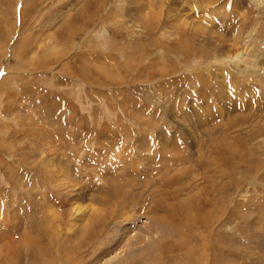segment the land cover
<instances>
[{
  "label": "rangeland",
  "instance_id": "374dc122",
  "mask_svg": "<svg viewBox=\"0 0 264 264\" xmlns=\"http://www.w3.org/2000/svg\"><path fill=\"white\" fill-rule=\"evenodd\" d=\"M179 205L264 264V0H0V264H186Z\"/></svg>",
  "mask_w": 264,
  "mask_h": 264
},
{
  "label": "bare ground",
  "instance_id": "6f19581e",
  "mask_svg": "<svg viewBox=\"0 0 264 264\" xmlns=\"http://www.w3.org/2000/svg\"><path fill=\"white\" fill-rule=\"evenodd\" d=\"M169 4H171L172 5V3H174L176 0H166ZM9 52H11L10 50H9ZM12 53V52H11ZM244 60V59H243ZM245 62V61H244ZM6 71L7 72H9L8 71V69H6ZM5 78V77H4ZM4 78L1 80V82L4 80ZM199 156V155H198ZM199 157H201V154H200V156ZM179 160V159H178ZM149 169V168H148ZM57 180V179H56ZM131 183V182H130ZM129 183V184H130ZM138 185V184H137ZM114 187V186H113ZM113 189V188H112ZM114 194H117V193H115L114 191H113V195ZM74 196H77L76 194L74 195ZM103 198V197H102ZM42 200V199H41ZM121 200V199H120ZM123 201V200H122ZM125 201V200H124ZM197 201V200H196ZM131 203H132V201H131ZM196 203L197 202H195V205H196ZM78 204V203H77ZM199 204V203H198ZM189 205V204H188ZM72 206V214H74L75 215V217H79V222H80V224H81V226H80V229H79V231L77 232V234H78V238L79 237H84L87 233H92L93 232V230L95 229V224L97 223V221L99 220V214H98V210L97 209H95V208H93V207H87V208H85V209H81V207H79V206H77V205H75V203H73V205H71ZM122 206V205H121ZM181 205H179L178 207H180ZM184 206V205H183ZM190 206V208H191V205H189ZM160 207V206H159ZM158 207V208H159ZM195 207V206H194ZM50 208V207H49ZM163 208V207H162ZM189 207H180L179 208V212L181 211V215H178V217L176 216V218H177V220H175V219H173L171 216L168 218L167 216H162V217H160L156 222L158 223V225L159 226H165V227H167L170 231H169V234H170V232L171 231H173L174 230V232L176 231V235H175V237H177L178 238V240H177V242L174 244V246H175V248H173V249H171L172 251H178V252H181V255H182V257L184 258V260H185V262H186V264H210V262L208 261V259H204L205 261L203 262L202 261V259H203V257H204V250H207L206 249V246L203 244V243H201V244H199V242L201 241V237H199V239H195V238H189L188 237V230L192 227L193 228V225L194 224H196V221L195 222H189V223H182V218L185 220V221H188V220H193V215L191 214L190 215V213L188 214L187 213V209H188ZM51 209V208H50ZM117 209V208H116ZM166 209V208H165ZM113 210V209H112ZM124 210V209H123ZM163 210V209H162ZM161 210V211H162ZM192 210H194V208H192ZM114 211V210H113ZM116 211V210H115ZM189 211H190V209H189ZM54 212V211H53ZM56 212V211H55ZM110 212V211H109ZM124 212V211H123ZM156 212H158L157 211V209H156ZM164 212V211H163ZM48 213V212H47ZM107 214H108V212H106ZM115 213V212H114ZM124 214H125V212H124ZM155 214H157V213H155ZM174 215H175V213H173ZM113 215V214H112ZM115 215V214H114ZM121 215H122V213H121ZM148 215V214H147ZM164 215H166V214H164ZM124 216V218L123 219H126V216L127 215H123ZM108 217H109V215H108ZM107 217V218H108ZM112 217H114V216H112ZM112 217H111V219H112ZM115 217H117V216H115ZM159 217V216H158ZM118 218V217H117ZM181 218V219H180ZM109 219V218H108ZM107 219V220H108ZM116 220V219H115ZM118 221L120 220V219H117ZM195 220H197V219H195ZM111 221V220H110ZM154 221V220H153ZM101 222V221H100ZM99 222V223H100ZM106 222V221H105ZM111 222H113V221H111ZM110 222V223H111ZM127 222V221H126ZM169 224H168V223ZM107 223V222H106ZM204 223V222H203ZM118 225H119V223H118ZM128 225V224H127ZM157 225V226H158ZM106 226V225H105ZM120 226V225H119ZM103 227V226H102ZM116 227V226H115ZM198 227V226H197ZM123 228V227H122ZM125 228V227H124ZM124 228L122 229V230H124ZM93 229V230H92ZM103 229V228H102ZM105 229H107V228H105ZM91 230V231H90ZM128 230V229H127ZM126 230V231H127ZM121 231V230H120ZM126 231L124 232V233H126ZM154 231V230H153ZM165 231H167V229L165 230ZM157 231H156V229H155V231H154V233H156ZM168 232V231H167ZM95 233V232H94ZM100 233H102V232H100ZM127 233H128V231H127ZM126 233V234H127ZM77 234H76V236H77ZM94 235V234H93ZM91 236V235H90ZM56 238V237H55ZM92 238V237H91ZM95 238H97L96 236H95ZM207 238V237H206ZM205 239V238H204ZM81 240V239H80ZM84 240V239H83ZM206 240V239H205ZM75 241V240H74ZM88 241V240H87ZM157 241V240H156ZM80 242V241H79ZM85 242V241H84ZM90 243V242H89ZM88 242H87V245L89 244ZM93 244V243H92ZM107 244H108V242H107ZM203 244V245H202ZM206 244L208 245V241H206ZM73 245V244H72ZM83 245H85V244H83ZM145 245H148V244H145ZM144 245V246H145ZM165 245V244H164ZM201 245H202V247H201ZM91 246H93V245H91ZM163 246V245H162ZM94 247V246H93ZM99 247V246H98ZM148 247H150L149 245H148ZM172 247V246H171ZM84 248H86V246L84 247ZM141 248V247H140ZM156 248H158V247H156ZM90 249V248H89ZM168 249V248H167ZM167 249H164V250H167ZM208 249H212V245L210 244V242H209V248ZM84 250V249H83ZM149 250V249H148ZM155 250V249H154ZM157 250V249H156ZM156 250H155V252H156ZM162 250V249H161ZM77 251V250H76ZM151 251H153V250H151ZM159 251H160V249H159ZM78 252V251H77ZM83 252V251H82ZM171 252V251H170ZM173 253V252H172ZM91 254H92V252H91ZM146 254H149L148 252H147V250H146ZM152 254V253H151ZM154 254V253H153ZM206 254V253H205ZM87 255V254H86ZM155 255H157L156 253H155ZM163 255V254H162ZM207 256H206V258L208 257V254H206ZM42 256H44V255H42ZM149 256V255H148ZM159 256V255H158ZM152 257V256H151ZM156 257V256H155ZM160 257H162V256H160ZM160 257L159 258H157V259H159V261H160ZM164 257V261H165V263L167 262H173L174 261V257H171V256H167V255H165V256H163ZM162 257V258H163ZM209 258V257H208ZM148 260V259H150V258H145L144 257V259L143 260ZM155 259V258H154ZM142 260V259H141ZM151 260H152V258H151ZM162 260V259H161ZM157 261V260H156ZM135 262H137L136 260H134V263ZM141 262V261H140ZM140 262H138V263H140ZM151 262H153V260L151 261ZM155 262V261H154ZM154 262H153V264H154ZM160 262H162V261H160ZM137 263V264H138ZM158 263V262H157ZM166 263V264H167ZM156 264V263H155Z\"/></svg>",
  "mask_w": 264,
  "mask_h": 264
}]
</instances>
